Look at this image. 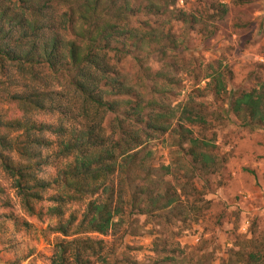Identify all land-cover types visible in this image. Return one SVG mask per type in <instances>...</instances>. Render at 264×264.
<instances>
[{
	"label": "trees",
	"instance_id": "1",
	"mask_svg": "<svg viewBox=\"0 0 264 264\" xmlns=\"http://www.w3.org/2000/svg\"><path fill=\"white\" fill-rule=\"evenodd\" d=\"M176 4L177 0H0V98L6 94L11 105L10 114L0 119V166L14 180L30 216L59 218L51 229L63 238L55 244L51 264H95L105 241L81 235H108L125 205L150 214L167 209L174 213L179 206L175 203H181L177 189L162 194L148 185L151 171L139 156L144 138L166 134L173 127L174 114L165 101L182 87L178 74L187 48L173 28L164 26L173 16L181 22L192 16L190 22L198 24L193 14L171 9ZM224 7L215 8L210 19H222ZM214 34L208 31L205 37ZM127 60L137 66L141 83L124 73ZM149 62L158 64V70ZM225 75L218 70L205 77L223 103L229 98L222 97ZM16 88L21 91L13 92ZM231 98V111L246 126L264 124V91H240ZM192 103L181 112L173 132L180 138L179 147L187 145L184 150L194 170H207L215 162L209 143L194 137L186 125H206V112L201 103ZM224 111L220 106L218 113ZM41 112L81 120L82 127L69 130L62 123L39 121ZM107 121L110 136L104 132ZM16 132L20 135L13 136ZM67 158L55 177L48 175L55 161ZM46 201L53 205L45 209ZM86 201L80 218L66 216L67 205ZM234 254L243 264H264L263 248Z\"/></svg>",
	"mask_w": 264,
	"mask_h": 264
},
{
	"label": "rangeland",
	"instance_id": "2",
	"mask_svg": "<svg viewBox=\"0 0 264 264\" xmlns=\"http://www.w3.org/2000/svg\"><path fill=\"white\" fill-rule=\"evenodd\" d=\"M238 1L177 0L171 7L193 14L198 24L190 22L192 16L189 22L167 17L165 29L173 28L187 48L178 74L182 87L165 101L174 114L173 127L166 134L144 138L139 156L143 167L151 171L148 185L162 194L177 189L181 203H175L179 206L174 213L167 209L150 214L125 205L114 217L108 235H81L105 241L95 264H243L237 261L236 251L255 250L256 246L264 249V124L246 126L228 104L240 91H264V0L245 5ZM220 5L227 9L226 15L210 19ZM208 31L215 34L207 39ZM148 65L158 70V64ZM122 66L129 79L139 81L134 63L127 60ZM218 70L226 72L222 97L229 98L225 103L207 87L210 78H205ZM16 90L21 88L12 91ZM3 95L0 119L11 109ZM192 101L201 103L206 112V125H186L194 137L209 143L215 162L207 170H194L184 150L187 145L179 147L180 138L173 132L181 112ZM222 105L225 111L219 114ZM37 117L54 126L62 123L69 130L82 127L81 120H67L58 112H41ZM104 132L111 135L108 121ZM17 135L20 133L13 134ZM13 157L17 158L15 153ZM68 161H55L48 175L55 177ZM142 202L140 206H144ZM86 203L67 205L66 216L80 218ZM52 205L44 203L45 209ZM175 213L177 218L167 219L177 216ZM58 219L30 216L14 180L0 166V264H51L55 244L63 238L51 229Z\"/></svg>",
	"mask_w": 264,
	"mask_h": 264
}]
</instances>
